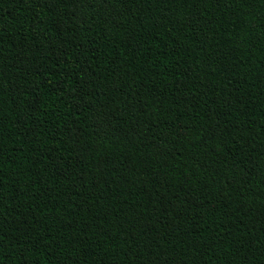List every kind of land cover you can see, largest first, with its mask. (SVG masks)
Wrapping results in <instances>:
<instances>
[{"label": "trees", "instance_id": "obj_1", "mask_svg": "<svg viewBox=\"0 0 264 264\" xmlns=\"http://www.w3.org/2000/svg\"><path fill=\"white\" fill-rule=\"evenodd\" d=\"M0 264H264V0H0Z\"/></svg>", "mask_w": 264, "mask_h": 264}]
</instances>
